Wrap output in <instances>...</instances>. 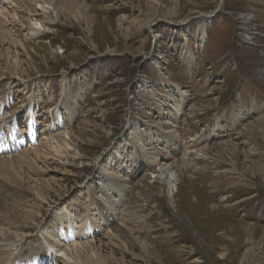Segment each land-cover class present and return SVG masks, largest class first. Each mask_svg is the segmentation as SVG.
I'll return each mask as SVG.
<instances>
[{
	"label": "rangeland",
	"instance_id": "1",
	"mask_svg": "<svg viewBox=\"0 0 264 264\" xmlns=\"http://www.w3.org/2000/svg\"><path fill=\"white\" fill-rule=\"evenodd\" d=\"M1 1L0 101L16 116L20 149L48 156L37 163L40 175L23 174L28 187L37 178L51 188L34 223L10 226L11 244L0 232L8 253L0 261L28 263L30 254L49 252L56 256L42 264H61L48 247L50 221L62 233L82 228L65 237L69 244L101 237V257L82 252L78 264H264V0H56V20L34 36L32 2ZM31 100L32 140L25 135ZM71 101L73 114H65ZM61 120L74 149L51 143ZM153 147L169 156L152 163ZM184 149L205 156L200 168L187 169L188 204L176 213L177 200L156 196L148 206L139 192H155L156 184L144 180L149 171L138 160L158 169L179 162ZM93 193L121 205L114 224L125 222L136 245L104 236L110 227ZM214 222L219 228L208 231ZM215 237L222 241H208Z\"/></svg>",
	"mask_w": 264,
	"mask_h": 264
},
{
	"label": "bare ground",
	"instance_id": "2",
	"mask_svg": "<svg viewBox=\"0 0 264 264\" xmlns=\"http://www.w3.org/2000/svg\"><path fill=\"white\" fill-rule=\"evenodd\" d=\"M30 1L32 2V6L29 9V13L32 16H34L33 25H38V26H31L28 28L31 35L34 36L40 32V28H43L45 26V22L47 21L54 22L56 20V18H54V17H57L56 6H55L56 0H30ZM5 2L12 3V5L14 4L16 5L19 1L18 0H5ZM47 9L49 10L51 9V11L53 12L52 16L47 17L45 15V13L47 12ZM3 13H4L3 11H0L1 18H2ZM240 19L244 24H247L249 22L248 17H246V15H241ZM201 27L204 30L205 28L204 24L201 23ZM1 45H2V41H0V46ZM9 98L10 96L7 99ZM33 102H34L33 100L29 102V107H28V109L30 110L29 117H28L29 130L25 134L27 135V137H29L30 140L33 139V136H34L33 133H34V127H35L34 110H35L36 104L33 105ZM73 103H74L73 101L68 103L67 110L64 112L65 114H73V105H74ZM5 107L9 108L11 107V105L6 103V101L5 102L0 101V175L3 177V179H0V232L2 234L5 231L4 232L5 234H2V235H4V239L9 240V241L6 240L7 243L5 245L7 244L9 245L14 241L13 237L8 234V230L10 226L11 225L13 226L15 224L17 225L18 223L23 224L21 225V227H18V229L21 230L22 227L24 228V225L29 226V224L34 223L37 219V216H36L38 214L37 212L41 209L40 203L45 201L47 196H49L50 194L51 185H50V182L47 180L36 178L33 181L35 185L32 188L28 187V181L25 179L23 174H25V172H33L34 174L40 175L42 172L41 171L42 166H40L37 163L39 160L41 164L44 163V160L47 159L48 156L45 153L41 152V148L32 147L31 145H28L29 147L25 150L20 149L21 147L19 145L20 144L19 142L23 138V135L16 137L15 132H14L16 116L14 114L6 115L5 113L6 111L4 112ZM176 108L178 112L181 110V107L177 106ZM61 114L62 113H60L58 110H55L54 117L57 118V121L62 118ZM165 124H170V122L167 121ZM63 126H64L63 120H61L60 124L58 123L56 125L54 124L53 128L55 131H58V132L50 135L49 137L50 140H52L51 143L54 144L53 147L56 151L62 150V149L67 151L73 148L72 146L73 140L71 139V131H69L66 127H63ZM168 136L169 137L167 138H163V140H165L168 143L166 146H168L169 144L173 145L172 141L175 140L174 138L176 137V135L172 134L171 132V134H169ZM152 150H153V152L151 153L152 157H150L152 158L151 159L152 163L157 160H160V161L163 160V158L167 157L166 154L167 155L169 154L168 151L163 148L156 149L155 147H153ZM174 150L177 151L178 148L175 147L173 151ZM198 151L199 149L194 150V151H189V150L186 151L184 149V151L182 150V152H180L181 156H180L179 162H176V161L169 162L168 160L167 161L165 160L163 161V167L159 166L158 169H155V165L151 164L148 160L144 161L143 160L144 158L142 157L138 160L139 162L137 166L139 167L144 166L146 168V171H149V173L146 172L145 173L146 175H143L144 180L146 181L154 180L156 184L154 185L156 186L155 192L149 191L148 195H144V193L139 192V194L143 197V199H146L145 201L148 204V206H151V203L154 201V198L156 196H159V197L161 196V197L171 198L170 200L172 202L177 200V203H175L174 205L176 207L175 209L176 213L183 210V207L187 205L189 202L190 194H192V191H189V193H187L186 191H184V189H182L185 186L184 185L185 180L189 178L188 177L189 175L187 174L188 173L187 169L190 168L191 170H195V169L200 168L199 166L197 167V164H198L197 160H201L205 158L203 154H198L197 153ZM191 153L193 154L189 158L190 156L189 154ZM194 154L196 156H194ZM170 156L171 157L173 156L172 153H170ZM133 177H134V174H131L129 177H127L125 180L126 183H131ZM99 188L101 189V187ZM90 190L92 192L94 189L92 190L90 188ZM93 194H94L92 197L93 204L95 206L97 205L98 207L97 206L96 207L99 208L98 210L101 216V219H100L101 224H103L104 226L110 227V230L106 232L104 236H106V238L109 239L110 241H120L123 244L131 245V246L136 245L135 239L132 237V230L128 228V225L124 226L125 222L123 223L122 221L119 224L118 223L114 224V221L117 218L116 210L121 208V205L118 203H114V202L107 203L102 199V197H97L95 196V193ZM117 194L120 195L119 191L117 192ZM194 196H197V195H194ZM8 199L11 200V203H9L10 208L6 206L8 203ZM24 199H26L27 201L33 200V203H31L32 205L21 202ZM195 201L197 202L198 198ZM12 208L13 209L15 208V210L13 211ZM154 210L155 209H152L151 213H155ZM201 218L203 220V217H200V219ZM82 221H84V223L87 222L91 224L89 220H82ZM49 223L50 221L48 222V224L44 223V225H46L45 227L47 229L50 228L49 233L52 235L50 236L51 238L54 239V241L53 240L48 241V247L53 248L54 252H58L60 253V255H62V258L60 259L61 264H78L77 261L81 257L80 254L86 251H87V254L88 252H91V254L92 253L95 254L96 258L101 257L100 247L105 245L101 237L98 236L92 239H86L87 238L86 237L85 238L86 240L84 239L81 241H73L74 239L72 238L71 241H69L70 242L69 244L68 242L66 243L65 237L77 235L82 228L76 230L75 232H72L70 230L69 231L64 230V233H62L61 231H62L63 226L56 228L57 224L55 223L52 224L51 222V225H52L51 226L49 225ZM199 226L200 225L198 224V227ZM206 227H208L207 228L208 231H214L215 229L219 228L218 223H215V222L212 225L206 226ZM42 229H44V227H42ZM56 229H59V231L57 233H53L52 231L53 230L56 231ZM85 230L87 231L86 228H83V231ZM19 235L21 236V233ZM62 241H64L63 243H65V247L58 246V244L61 245ZM208 241H211V243L216 244V243H220L222 240L220 238L215 237V238L208 239ZM2 250H3V247L0 246V254L5 253L8 255L6 251H2ZM36 255H39V256H36ZM54 256H56L54 253L52 254L49 252H45L42 254L41 253L30 254V257H31L30 261H28V263H22V264H38V262H41L40 264H42L43 259L47 257H50L53 259ZM57 258L59 259V256H57ZM85 262L89 263L88 260ZM0 264H4V261L3 260L0 261Z\"/></svg>",
	"mask_w": 264,
	"mask_h": 264
}]
</instances>
